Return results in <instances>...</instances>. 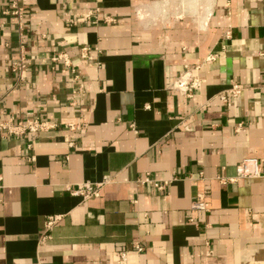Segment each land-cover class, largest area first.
Returning a JSON list of instances; mask_svg holds the SVG:
<instances>
[{"label": "crops", "instance_id": "obj_1", "mask_svg": "<svg viewBox=\"0 0 264 264\" xmlns=\"http://www.w3.org/2000/svg\"><path fill=\"white\" fill-rule=\"evenodd\" d=\"M22 1L19 29L0 0V120L55 126L0 132V264H264V0ZM186 67L191 98L171 88ZM245 157L261 176L224 182ZM104 175L98 197L66 189Z\"/></svg>", "mask_w": 264, "mask_h": 264}, {"label": "built area", "instance_id": "obj_2", "mask_svg": "<svg viewBox=\"0 0 264 264\" xmlns=\"http://www.w3.org/2000/svg\"><path fill=\"white\" fill-rule=\"evenodd\" d=\"M9 9H5L4 13L11 14L15 17L18 24V28H22V21L26 5L22 0H8ZM92 15L91 11H88L84 14V18H90ZM107 22H114L113 17H105L104 19ZM72 22V19L68 20ZM3 26V23L0 22V29ZM87 47L81 49V56L83 58L88 57ZM65 57L66 55H62ZM34 58V56H32ZM58 58V57H57ZM212 59L211 56L208 57V60ZM65 61L68 60L65 58ZM12 70L18 72L19 79L25 77L24 65H23V56H20V59L17 62H14L12 65ZM197 70V67L191 68L186 67L184 72L175 79L172 83L171 88L176 90L180 95L191 98L193 95L200 89L202 84V79L194 72ZM243 90V87L236 82L231 83L228 89L225 90L222 94L219 95V99L226 106L231 105V99L238 96ZM55 124H51L48 121H44L39 117L29 116L25 118H19L15 115H8L3 120H0V132L6 136H21L25 133H36L38 131L47 130L54 127ZM68 129L73 130L75 128V123H68ZM69 145H73V142H68ZM261 163L256 157H245L236 165V175L228 179H223V181H233L239 178H255L261 176ZM111 181L109 175H104L102 179L98 182H84L78 183L77 185L68 184L66 185L67 191L73 196H79L82 200L86 201L92 197L100 196V191L102 187ZM136 182L146 188L155 189L157 191L164 190L167 185L171 182V179H157L152 177L149 172L144 173L142 176L137 178ZM193 209L198 210H207L206 203V193L199 192L195 195L193 203ZM61 215H50L45 220V229H50L59 219ZM133 249L136 252H141L143 247L139 244L138 241L133 242ZM129 250L119 251L117 254V259L114 264H120L121 262L127 259Z\"/></svg>", "mask_w": 264, "mask_h": 264}]
</instances>
